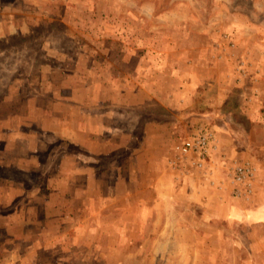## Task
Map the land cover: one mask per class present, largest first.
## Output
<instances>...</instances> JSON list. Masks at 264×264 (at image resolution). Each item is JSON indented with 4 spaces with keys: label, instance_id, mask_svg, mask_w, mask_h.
Segmentation results:
<instances>
[{
    "label": "rangeland",
    "instance_id": "rangeland-1",
    "mask_svg": "<svg viewBox=\"0 0 264 264\" xmlns=\"http://www.w3.org/2000/svg\"><path fill=\"white\" fill-rule=\"evenodd\" d=\"M253 197L264 0H0V264H264Z\"/></svg>",
    "mask_w": 264,
    "mask_h": 264
},
{
    "label": "crops",
    "instance_id": "crops-1",
    "mask_svg": "<svg viewBox=\"0 0 264 264\" xmlns=\"http://www.w3.org/2000/svg\"><path fill=\"white\" fill-rule=\"evenodd\" d=\"M257 180L258 179L256 178L255 183L258 182ZM214 183L216 184V181ZM251 204L252 206L248 208L246 212L244 213H241L238 209H235V207L232 206L231 204L228 210L225 209L226 211L225 210L222 212L219 211L218 213H212V214H216L215 216H218L224 219L239 218L241 220L248 221V222H264V201L258 203L256 199L254 198Z\"/></svg>",
    "mask_w": 264,
    "mask_h": 264
},
{
    "label": "built area",
    "instance_id": "built-area-1",
    "mask_svg": "<svg viewBox=\"0 0 264 264\" xmlns=\"http://www.w3.org/2000/svg\"><path fill=\"white\" fill-rule=\"evenodd\" d=\"M209 136L207 134L203 135H197V137L194 138V140H188L185 142L183 145L184 151L192 150V151H197V152H202L200 155L204 157L206 153H203L206 149V144L208 142ZM252 168H237L236 175H238V178H241L242 174H248L252 173Z\"/></svg>",
    "mask_w": 264,
    "mask_h": 264
}]
</instances>
